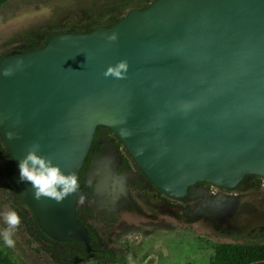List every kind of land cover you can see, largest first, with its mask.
Instances as JSON below:
<instances>
[{
	"label": "water",
	"instance_id": "water-1",
	"mask_svg": "<svg viewBox=\"0 0 264 264\" xmlns=\"http://www.w3.org/2000/svg\"><path fill=\"white\" fill-rule=\"evenodd\" d=\"M123 60L125 79L103 75ZM98 127L171 199L198 183L231 190L250 175L264 180V0H155L112 27L59 33L1 60L0 139L11 184L47 237L89 251L77 214L89 194L38 201L19 182L17 163L39 144L40 155L80 178Z\"/></svg>",
	"mask_w": 264,
	"mask_h": 264
},
{
	"label": "rangeland",
	"instance_id": "rangeland-1",
	"mask_svg": "<svg viewBox=\"0 0 264 264\" xmlns=\"http://www.w3.org/2000/svg\"><path fill=\"white\" fill-rule=\"evenodd\" d=\"M152 2L11 0L0 9V56L25 48L28 39L40 41L69 25L94 28L99 24L97 18H107L108 10L123 14ZM105 158L109 163L108 155L94 159L85 181L96 179L100 172V183L106 189L97 186L91 198L80 199L79 208L92 209L95 215L88 224L97 232H109V241L104 243L125 258L122 264H210L219 243H264V180L258 183L256 178H249L236 191L196 187L187 201H169L148 183L143 193L134 186L129 189L122 180H117L122 192L115 188L117 184L96 167ZM137 174L134 166L133 175ZM3 181L0 174V213L7 207L23 218L13 237L14 247H7L0 236V251L14 263L103 264L97 259L82 261L80 247L43 239L30 224L28 208L9 197ZM5 227L0 215V233Z\"/></svg>",
	"mask_w": 264,
	"mask_h": 264
},
{
	"label": "trees",
	"instance_id": "trees-1",
	"mask_svg": "<svg viewBox=\"0 0 264 264\" xmlns=\"http://www.w3.org/2000/svg\"><path fill=\"white\" fill-rule=\"evenodd\" d=\"M11 0H0V9L7 4ZM155 1V0H153ZM150 4H146L144 6L138 7L134 10L138 9H146ZM115 9L108 10L107 18L102 17L99 20V24L94 28H87L86 26L79 25V26H71L69 25L67 28L62 29L58 32L47 34L43 37L42 40H37L36 38L28 39L26 42V47L20 49V52H32L38 49H41L46 46L48 41L55 35L59 33H90L94 31L96 28L101 26H108L112 27L117 24L127 13L118 14L114 11ZM7 54L0 56L1 60ZM95 144L92 147L90 155L88 156L85 166L81 172V176L79 179L80 182V189L85 188L86 185L83 183V177L88 172L90 161L92 154L95 152ZM11 168L12 162L11 158L8 154L7 149L5 148L2 140L0 139V174L4 177L3 186L4 189L7 191L9 197L14 201H20L25 207L28 208L30 214V224L36 227L39 234L42 236L43 239L46 241L58 244V245H72L75 247H80L82 249V261H89L91 259H97L103 264H122L125 258L118 255L111 245L104 243L107 239L106 236L109 235V232H97L94 227L88 224V221L92 219L93 213L88 210L85 211H78V219L79 221L84 224L90 232V236L92 238L91 246L93 251H89L84 244L82 243H59L56 242L49 237H47L40 229L37 218L33 211L29 208V206L25 203L21 194L14 189L11 184L10 177H11ZM259 182L261 181L260 178L254 176ZM85 214V215H84ZM100 231V230H99ZM109 241V239H107ZM0 264H16L12 261V259L0 251ZM210 264H264V243H219L215 246V254L213 259L211 260Z\"/></svg>",
	"mask_w": 264,
	"mask_h": 264
},
{
	"label": "clouds",
	"instance_id": "clouds-1",
	"mask_svg": "<svg viewBox=\"0 0 264 264\" xmlns=\"http://www.w3.org/2000/svg\"><path fill=\"white\" fill-rule=\"evenodd\" d=\"M118 37L113 34L108 37L109 41H116ZM129 71V64L126 60L118 62L114 66H109L103 73L106 78L125 79ZM3 75L10 76L12 71L6 69ZM8 139H14V134L7 133ZM39 144H33L26 155L17 163L19 182L31 186L33 198L36 200L49 199L57 204H62L68 197L76 194L80 189L79 177L75 172L65 174L62 168L54 164L53 160L47 156L40 155ZM3 217L5 229L0 236L3 237L7 247H14L13 239L16 231L22 224L21 215L7 207L0 213ZM131 260V257H129Z\"/></svg>",
	"mask_w": 264,
	"mask_h": 264
},
{
	"label": "flooded vegetation",
	"instance_id": "flooded-vegetation-1",
	"mask_svg": "<svg viewBox=\"0 0 264 264\" xmlns=\"http://www.w3.org/2000/svg\"><path fill=\"white\" fill-rule=\"evenodd\" d=\"M94 144L96 146L95 152H94V154H92L88 172L83 177V183H84V185H86L85 186L86 189L81 188V190H83L89 194V197L87 199L84 197L79 198L78 206H77V214H78L79 210L82 211L84 209L85 211L90 210L93 213V217L95 215L94 212L92 211V209H90V208L80 209L79 208V201H80V199L88 200L89 198H91L94 195V192L97 189V186L103 188V190L106 189V187H104V185L100 183V180H98L99 176L101 174L97 170L96 171L98 172V174H97L96 179H90L89 182L85 181L86 176L92 170L91 167L94 164V159L97 160V159H100L106 155L110 156V160H109L110 162L109 163L107 162L106 158L104 159L103 162H100V161L97 162L96 161L97 162L96 167H99L100 170L105 171L104 176L106 179H108L109 181L111 180L112 183H116V184H117V180H120V182L122 180L125 182L124 185H126V187L131 189L132 186H134V188L137 189V192H141V193H143V191H145L144 189H146L147 184H145V183H148L153 188H155L161 195L163 194L142 173V171L138 168V166L135 165L134 161L131 159L130 154L128 153L126 148L123 146L122 141L119 138H117L109 129H107L105 127H98L96 130V133H95V137H94L92 147ZM91 150H92V148H91ZM91 150H90V152H91ZM90 152H89L88 156L90 155ZM134 166L138 170L137 175H133ZM249 178H255V177L253 175L245 177V179L236 188L231 189V190H224L221 188H217V189L224 190V191H236L239 188V186L242 185L244 182H246ZM141 181H143L144 183H142L141 187H138L139 183ZM258 183H260V182L258 181ZM206 185H208V184L198 183V184L194 185L193 187H191L189 189L188 196L183 198V199H171L169 197H167V198L169 199V201H178V202L187 201L192 194V190H194L196 187H201V186H206ZM208 186H210V185H208ZM210 187H212V186H210ZM115 188H119L122 192L121 183L118 182V184ZM103 190H101V191H103ZM93 217H92V219H93Z\"/></svg>",
	"mask_w": 264,
	"mask_h": 264
},
{
	"label": "bare ground",
	"instance_id": "bare-ground-1",
	"mask_svg": "<svg viewBox=\"0 0 264 264\" xmlns=\"http://www.w3.org/2000/svg\"><path fill=\"white\" fill-rule=\"evenodd\" d=\"M99 180V179H98Z\"/></svg>",
	"mask_w": 264,
	"mask_h": 264
}]
</instances>
